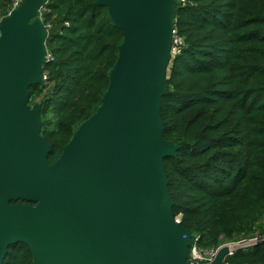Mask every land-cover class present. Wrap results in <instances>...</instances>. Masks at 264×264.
Instances as JSON below:
<instances>
[{
    "label": "water",
    "instance_id": "1",
    "mask_svg": "<svg viewBox=\"0 0 264 264\" xmlns=\"http://www.w3.org/2000/svg\"><path fill=\"white\" fill-rule=\"evenodd\" d=\"M47 1L21 0L0 18V264L17 242L32 264H191L163 162L179 146L160 113L176 0H96L123 39L101 104L51 164L41 102L29 104L44 82Z\"/></svg>",
    "mask_w": 264,
    "mask_h": 264
},
{
    "label": "trees",
    "instance_id": "2",
    "mask_svg": "<svg viewBox=\"0 0 264 264\" xmlns=\"http://www.w3.org/2000/svg\"><path fill=\"white\" fill-rule=\"evenodd\" d=\"M10 9L0 0V18ZM41 19L50 56L29 104L41 102L51 164L101 104L123 34L96 0H48ZM172 22L181 45L160 108L163 137L179 146L163 161L172 212L190 245L248 240L264 231V0H176ZM2 264H32L31 251L12 244ZM224 264H264V244Z\"/></svg>",
    "mask_w": 264,
    "mask_h": 264
},
{
    "label": "built area",
    "instance_id": "3",
    "mask_svg": "<svg viewBox=\"0 0 264 264\" xmlns=\"http://www.w3.org/2000/svg\"><path fill=\"white\" fill-rule=\"evenodd\" d=\"M21 0H11V9L16 7ZM184 1V0H182ZM181 45V40L176 36L175 30L173 28L172 38H171V46H170V54L171 57L179 51V46ZM49 54L47 53V59L49 58ZM44 80L46 79V75L43 76ZM261 241H264V231L262 234L250 238L248 240H237V241H229L223 242L216 247H211L207 249L199 248L196 244L190 245L189 247V257L188 261L191 264H210L214 258L216 257L218 251L222 247L228 248V253L225 255L223 264L226 261V258L229 257L239 248L252 246L255 244H260Z\"/></svg>",
    "mask_w": 264,
    "mask_h": 264
},
{
    "label": "flooded vegetation",
    "instance_id": "4",
    "mask_svg": "<svg viewBox=\"0 0 264 264\" xmlns=\"http://www.w3.org/2000/svg\"><path fill=\"white\" fill-rule=\"evenodd\" d=\"M19 203H22V202H20V201H18ZM13 203V202H12ZM15 203V202H14Z\"/></svg>",
    "mask_w": 264,
    "mask_h": 264
}]
</instances>
